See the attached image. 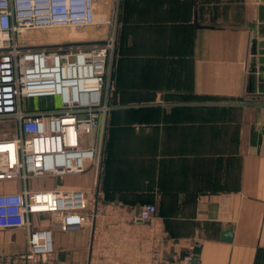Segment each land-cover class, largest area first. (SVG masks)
<instances>
[{
    "label": "crops",
    "instance_id": "crops-1",
    "mask_svg": "<svg viewBox=\"0 0 264 264\" xmlns=\"http://www.w3.org/2000/svg\"><path fill=\"white\" fill-rule=\"evenodd\" d=\"M116 5L100 169L29 182L87 192L82 231L32 217L54 231L53 264H191L196 248L198 264H264V0ZM27 246L26 230H0V256Z\"/></svg>",
    "mask_w": 264,
    "mask_h": 264
},
{
    "label": "built area",
    "instance_id": "built-area-1",
    "mask_svg": "<svg viewBox=\"0 0 264 264\" xmlns=\"http://www.w3.org/2000/svg\"><path fill=\"white\" fill-rule=\"evenodd\" d=\"M102 1L110 0H0V122L7 123L9 132L12 123L16 126L14 134L0 137V182L23 185L20 191L0 193V230L28 233L26 251L0 256V264H53L54 231L38 227L33 216L51 215L66 233L82 231L92 223L86 190H37L29 182L82 175L90 165L100 169L111 109L115 35L104 44L52 49H35L18 38L34 30L94 26L96 7ZM113 2L116 10L119 0ZM38 64L46 67L43 71L48 70V75L55 70L63 78L65 71L73 73L74 84H46L47 77H41L32 88L27 81ZM76 84L81 89L74 95ZM55 97L60 108L29 110L25 106L26 100ZM156 213L155 205L146 204L138 218L150 222Z\"/></svg>",
    "mask_w": 264,
    "mask_h": 264
},
{
    "label": "rangeland",
    "instance_id": "rangeland-1",
    "mask_svg": "<svg viewBox=\"0 0 264 264\" xmlns=\"http://www.w3.org/2000/svg\"><path fill=\"white\" fill-rule=\"evenodd\" d=\"M113 0L101 2L96 9V25L79 29H46L34 30L21 35L18 40L27 42L29 46L35 49L56 48L58 46L70 44H95L96 42H105L109 38L116 36V10ZM103 4H107V11L103 10ZM98 17V19H97ZM116 38V37H115ZM116 52V51H115ZM114 66V65H113ZM112 85V80L110 87ZM110 95V92H109ZM25 106L29 110H39L47 108H60L61 103L58 97L55 98H35L26 100ZM108 118V117H107ZM7 123L0 122V137L14 134L15 123L11 124L12 130H7Z\"/></svg>",
    "mask_w": 264,
    "mask_h": 264
},
{
    "label": "bare ground",
    "instance_id": "bare-ground-1",
    "mask_svg": "<svg viewBox=\"0 0 264 264\" xmlns=\"http://www.w3.org/2000/svg\"><path fill=\"white\" fill-rule=\"evenodd\" d=\"M98 19V17H97ZM41 64V62H39ZM40 64H38V66H36V68H34L32 70V72L30 73L29 76V80L27 81L28 84L34 88V86L36 85V83L38 82L39 78L44 77L46 78V84H52V82L54 81H58V83H60V85L64 84V82H66L67 85L69 84H74V78H73V73H69L67 71H65L63 73L64 78L62 77V74H60L59 71L55 70L54 72H51V74H46L45 72L47 71H43L46 69L45 66H41ZM50 73V72H48ZM48 80V81H47ZM66 86V85H65ZM76 88H74V95H76L79 91V89H81V85L76 84L75 85ZM65 89V88H64Z\"/></svg>",
    "mask_w": 264,
    "mask_h": 264
},
{
    "label": "water",
    "instance_id": "water-1",
    "mask_svg": "<svg viewBox=\"0 0 264 264\" xmlns=\"http://www.w3.org/2000/svg\"><path fill=\"white\" fill-rule=\"evenodd\" d=\"M105 42H96L95 44H104ZM92 44V43H91ZM94 44V43H93ZM79 45H83V44H79ZM233 235V233H232V231H228V232H226L225 233V235H224V240L225 241H231L232 240V236ZM200 252H201V249L200 248H196L195 249V252H194V259L192 260V262H191V264H198V258H199V254H200Z\"/></svg>",
    "mask_w": 264,
    "mask_h": 264
}]
</instances>
